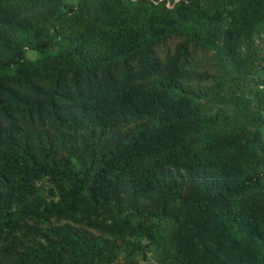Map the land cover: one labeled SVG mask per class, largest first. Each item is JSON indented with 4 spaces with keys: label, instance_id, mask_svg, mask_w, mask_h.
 <instances>
[{
    "label": "trees",
    "instance_id": "16d2710c",
    "mask_svg": "<svg viewBox=\"0 0 264 264\" xmlns=\"http://www.w3.org/2000/svg\"><path fill=\"white\" fill-rule=\"evenodd\" d=\"M157 1L0 0V264H264V119L182 60L250 72L264 0Z\"/></svg>",
    "mask_w": 264,
    "mask_h": 264
},
{
    "label": "rangeland",
    "instance_id": "374dc122",
    "mask_svg": "<svg viewBox=\"0 0 264 264\" xmlns=\"http://www.w3.org/2000/svg\"><path fill=\"white\" fill-rule=\"evenodd\" d=\"M68 2H76L77 0H66ZM161 1L158 0L157 3ZM180 0H174L171 2L167 0V6L172 8ZM214 1V0H212ZM221 9L224 11L223 17H227V1L217 0ZM227 5V6H225ZM225 21V19H224ZM63 26V24H62ZM61 26V29H62ZM54 29H50V33L47 35L50 40L54 39ZM183 37L174 36L165 42L158 44L155 48L156 56L160 59L161 66L167 64V61L173 57L179 55V46L183 41ZM253 47H249L248 41H242L241 51L246 54L250 51L252 56L253 65L250 72L242 75H238L235 71L234 65H232V60L228 57L221 55L219 49H204L196 46V42H190L189 52L187 56H182L185 66L193 73L189 79V83L194 88L208 87L213 85L215 80L203 79L201 78V73L208 72L218 77L221 81L226 84H232L237 91L239 103H250L256 108V112L260 113L264 119V106L260 105L261 101H264V26L260 33H254L253 35ZM251 42V41H249ZM27 49L28 58L36 61L42 58V55L36 50H31L29 47ZM230 71V74L227 72ZM200 75V77H199ZM250 130L255 131L260 130L264 138V120L259 123H250ZM248 125V126H249ZM145 243V242H144ZM135 262L126 257L125 252H120L118 256L113 259V264H163L156 252L146 249L144 252L136 253Z\"/></svg>",
    "mask_w": 264,
    "mask_h": 264
},
{
    "label": "built area",
    "instance_id": "2783aa9c",
    "mask_svg": "<svg viewBox=\"0 0 264 264\" xmlns=\"http://www.w3.org/2000/svg\"><path fill=\"white\" fill-rule=\"evenodd\" d=\"M263 46H264V43H263Z\"/></svg>",
    "mask_w": 264,
    "mask_h": 264
}]
</instances>
